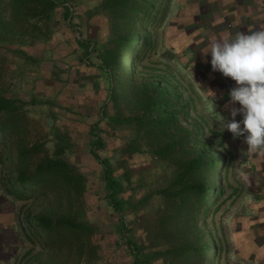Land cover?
<instances>
[{
    "label": "trees",
    "instance_id": "obj_1",
    "mask_svg": "<svg viewBox=\"0 0 264 264\" xmlns=\"http://www.w3.org/2000/svg\"><path fill=\"white\" fill-rule=\"evenodd\" d=\"M159 3L160 0H101L93 13L103 12L106 16L109 36L104 44H99L90 33L85 34L81 25L71 26L75 8L64 0H6L4 8L9 10L10 19L3 20L0 12V32L6 30V26L12 27L15 36L11 41H16V36L24 34L35 19L36 26L30 31L32 36L36 29L43 36H53L59 25L58 21L51 20L62 7L66 25L80 33L76 40L85 48L86 56L91 59L90 54L98 51L101 62L94 64L89 59L88 62L104 75L105 99L120 101L124 95L132 93L136 114L126 117L118 113L110 119L134 123L136 135L127 151L145 150L152 163L163 168L164 175L153 181L156 183L154 188L146 190L135 202L131 201L124 184L130 185L135 175L143 173L141 183L147 187L150 177L145 172L151 169L143 168L134 173L124 165L122 172L118 173L109 158L100 154L99 150L106 148L103 130L99 126L106 116L104 107H101L102 117L88 130L89 151L103 171L105 197L123 221L120 232L125 237L132 264H154L162 260L164 264H223L221 247L213 230L205 224L212 207L225 193V155H219L216 148L219 140L207 136L204 125L190 113L185 103L192 102L193 98L184 99L173 75L163 71L164 74L155 73L154 78L143 84L134 81L140 70V60L148 52L157 53L161 45L159 40L152 38L149 25L166 19L172 4L163 9L159 8ZM38 20L42 21L41 25ZM1 33L0 39H3ZM21 53L26 57L24 52ZM96 75L99 76L98 72ZM125 82L131 83V89L124 86ZM36 103L49 102L35 98L23 101L0 94V143L17 136L18 159L31 162L33 159L35 162L32 170H21L16 178L10 177L7 192L17 199L40 197L58 203L57 208L27 218L28 229L37 231L42 244L47 245L65 234L76 237L80 243L82 234L93 231L84 214L89 207L88 204L84 206L89 193L88 178L64 156L70 144L61 134L53 154L46 153L42 143L33 142L28 137V118L24 108ZM183 115L193 120L192 127L183 124ZM140 137L146 148L142 149L139 144ZM42 152L45 153L40 155ZM228 185L231 186L229 182ZM151 201L157 206L151 216L146 213V218L141 221L148 239L139 241L132 235L130 221L124 219L125 209L133 207L139 211ZM75 203L79 204L80 211L73 209Z\"/></svg>",
    "mask_w": 264,
    "mask_h": 264
},
{
    "label": "rangeland",
    "instance_id": "obj_2",
    "mask_svg": "<svg viewBox=\"0 0 264 264\" xmlns=\"http://www.w3.org/2000/svg\"><path fill=\"white\" fill-rule=\"evenodd\" d=\"M64 1L72 3L75 8L71 26L74 24L75 26L81 25L85 34L90 33V36L99 44H104L109 36L106 16L103 12L93 13L94 8L99 5L101 0ZM5 2L6 0H0V12L3 15V20H9L10 12L4 8ZM170 3L172 4L169 8L171 11L178 7L180 1L160 0L159 8H165ZM62 12L63 8H58L51 21H58V30L71 29V26L66 25L67 20L63 19ZM179 14V20L176 19L175 22H172L171 15H168L166 19L150 23L149 29L152 32V38L159 40L161 45L159 44L157 53L148 52L140 60V70L136 73L134 81L143 84L154 78L153 74H164L163 71H165L169 75H173L174 80L178 82L184 99L188 100L189 96L193 98L192 102L188 100V103H185L188 105L190 113L196 117L201 125H204L207 136L219 140L216 148L219 150V155H225L223 167L224 176L227 177L226 181L224 180L225 193L212 207V212L206 217L205 224L213 230L215 240L221 247L223 264H264V262L255 261L256 254L251 255V251L245 249L246 228L242 221L245 220L244 214L247 213L246 207L251 204V198L237 206L240 200L232 204L231 196L228 197L232 191L228 182L229 184H237L236 174L239 176L238 179H241L245 184L248 182L253 184L255 181L254 183L259 186L257 177L252 175L241 177L240 175L242 172V169L240 170L241 149L238 147V138L240 137H234L227 129L220 131V122L216 120H222V116L231 119V108L238 106L229 103V97L220 91L226 84L223 80L216 78L218 72L215 75L212 73L211 64L207 61L203 63L194 61L192 63L183 57L180 60L184 46L180 42V29L184 28L186 24L184 17H182L185 14L182 11L177 13V15ZM35 21L37 20H32L29 29L24 34L16 36V41H11L12 36H15L14 32H11L12 27L6 26L7 29L2 30V33L0 32L4 36L3 39H0L1 95L23 101H30L35 98L30 95L29 88L26 86V82L29 84L32 82L26 79L29 75L28 68L31 67L29 64L37 62L36 52L40 44L49 45L54 37L43 36L36 29L35 35L38 37L34 39L35 35L32 36L30 31L35 28ZM38 21L41 25L42 21ZM72 31L76 35L80 34L79 31ZM21 52H24L26 57ZM90 57L94 64L101 62L96 50L90 54ZM183 61L186 67H184ZM11 64L14 67H11ZM96 68L93 70L99 74L98 78L102 84V91L94 92V96L87 98L88 102H93V105L69 107L63 103L57 104L54 101H50L51 103L48 101L49 103L44 104H27L24 108L28 118L26 121L29 129L28 137L33 142L42 143L46 153H54L57 140L60 138L59 134L70 144V149L64 156L76 164L88 178L87 191L89 193L86 203L83 204L89 206L88 211L84 214L85 220L93 227V231L88 235L82 234L80 243L76 237L65 234L64 237L61 236L57 240L53 239L44 245L39 240L37 231L28 229V216L38 215L50 208H57L58 203L52 202L53 199L40 197L17 199L8 194L7 188L11 182L10 177L16 178L21 170H32L35 164L33 159V162L18 159L16 148L18 138L12 136L0 143V264H132V256L128 250L125 237L120 232L123 221L120 220L119 213L110 207L105 197L103 171L89 151V126L102 117L101 107H104L106 112L105 119L99 125L106 141V148L99 150L102 157H108L118 173L122 172L124 165L134 173L143 168L151 169L150 172H145L150 177L147 180V182L150 181L147 187L141 183L143 173L135 175L134 181L130 185L124 184L131 201L135 202L146 190L154 188L156 183L153 181L163 177L164 170L159 165L152 163L150 154L145 150L135 153L127 151L128 144L136 135L134 123L114 122L110 117L118 113L126 117L136 114L132 93L129 92L128 95H124L120 101L106 100V92L103 89L104 75L100 74L99 69ZM130 84L125 82L124 86L129 87ZM96 100H99L98 104L95 103ZM90 111L91 114L88 115ZM240 118L237 115L236 119ZM182 122L184 125L192 127L193 120L190 117L183 115ZM138 141L142 149L147 147L144 141H141V137ZM216 169H219L218 165ZM156 206L157 203L151 201L139 211H135L133 207L125 209L124 219L130 221L129 227L132 228V235L135 239L147 241L148 237L141 221L143 217L146 218V213L151 216ZM235 207H237L235 217L242 220L239 221L237 228L231 224ZM73 209L80 211L79 204L75 203ZM230 219L231 221H229ZM235 235H237V239ZM238 243L240 246H237ZM236 249L240 251V256L236 255ZM244 251L248 255H245ZM154 264L164 263L162 260L154 262Z\"/></svg>",
    "mask_w": 264,
    "mask_h": 264
},
{
    "label": "crops",
    "instance_id": "obj_3",
    "mask_svg": "<svg viewBox=\"0 0 264 264\" xmlns=\"http://www.w3.org/2000/svg\"><path fill=\"white\" fill-rule=\"evenodd\" d=\"M179 1L178 7L172 9L169 15L172 17L171 21L175 22L180 17V14L177 15L178 12L182 11L185 14L182 17L186 25L180 29V42L184 45L181 57L189 59L192 63L207 61L210 64V55L205 57L201 50L214 39L223 38L237 31L264 29V0ZM53 36L51 44H40L36 52L37 62L29 64L31 67L28 68L29 75L26 79L32 82L30 84L25 82L30 95L57 104L63 103L69 107L93 105L87 98L94 96V92H101L102 84L93 70L94 67L88 62L85 48L77 43L76 34L72 29L57 30ZM11 67L14 65L11 64ZM216 72H218L216 78L226 84L220 91L228 96L229 90L235 86V81L219 71L212 73L215 75ZM95 103L98 104L99 100ZM236 106H239L238 103ZM238 142L241 149L240 175L257 177L259 186L254 183L255 181L253 184L249 182L245 184L238 179L237 174L235 175L238 183H231L232 204L240 200L237 205L239 206L250 198L251 204L246 207L247 213L244 214L243 221L235 217L237 211L235 207L231 224L237 228L239 221L245 223V249H249L251 255L256 254L255 261L264 262V147L249 151L243 137L238 138ZM237 246H240L239 243ZM239 252L238 249L235 250L237 256H240ZM244 252L248 255L246 251Z\"/></svg>",
    "mask_w": 264,
    "mask_h": 264
},
{
    "label": "clouds",
    "instance_id": "obj_4",
    "mask_svg": "<svg viewBox=\"0 0 264 264\" xmlns=\"http://www.w3.org/2000/svg\"><path fill=\"white\" fill-rule=\"evenodd\" d=\"M213 71L235 81L228 92L231 119L224 116L220 131L243 137L249 151L264 147V29L237 31L214 39L201 50ZM237 115L241 118L236 119ZM222 125V127H221Z\"/></svg>",
    "mask_w": 264,
    "mask_h": 264
}]
</instances>
